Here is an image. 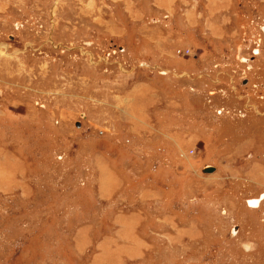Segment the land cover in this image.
<instances>
[{"label":"rangeland","instance_id":"rangeland-1","mask_svg":"<svg viewBox=\"0 0 264 264\" xmlns=\"http://www.w3.org/2000/svg\"><path fill=\"white\" fill-rule=\"evenodd\" d=\"M0 264H264V0H0Z\"/></svg>","mask_w":264,"mask_h":264},{"label":"water","instance_id":"water-1","mask_svg":"<svg viewBox=\"0 0 264 264\" xmlns=\"http://www.w3.org/2000/svg\"><path fill=\"white\" fill-rule=\"evenodd\" d=\"M215 171V168L214 167H212V166H206L205 167V170H204V172H214Z\"/></svg>","mask_w":264,"mask_h":264},{"label":"bare ground","instance_id":"bare-ground-1","mask_svg":"<svg viewBox=\"0 0 264 264\" xmlns=\"http://www.w3.org/2000/svg\"><path fill=\"white\" fill-rule=\"evenodd\" d=\"M205 173H209V172H205ZM210 173H213V172H210ZM254 203H256V202H254ZM251 205L253 206V205H255V204H252V203H251Z\"/></svg>","mask_w":264,"mask_h":264}]
</instances>
